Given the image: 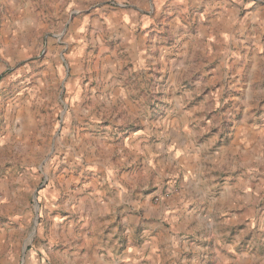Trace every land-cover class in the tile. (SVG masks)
I'll use <instances>...</instances> for the list:
<instances>
[{
    "label": "rangeland",
    "instance_id": "obj_1",
    "mask_svg": "<svg viewBox=\"0 0 264 264\" xmlns=\"http://www.w3.org/2000/svg\"><path fill=\"white\" fill-rule=\"evenodd\" d=\"M180 134L209 166L232 148L246 200L172 210L183 174L143 146ZM117 179L129 246L153 228L172 264L262 262L264 0H0V264H86Z\"/></svg>",
    "mask_w": 264,
    "mask_h": 264
},
{
    "label": "crops",
    "instance_id": "obj_2",
    "mask_svg": "<svg viewBox=\"0 0 264 264\" xmlns=\"http://www.w3.org/2000/svg\"><path fill=\"white\" fill-rule=\"evenodd\" d=\"M180 66L182 67L183 64L181 63ZM181 70L182 68L180 69V71ZM233 84L235 87L242 86L240 83V79H237ZM232 86L230 85V87ZM250 87L251 83L249 82V90L247 89V92L253 91L250 90ZM253 132L255 133L253 134L255 140H257L256 131L254 130ZM250 134L251 133L246 134L245 141L249 142V138L251 136ZM186 140L187 138L184 135L180 134L179 139H175L176 147L174 146L171 148L170 146H166L164 141H162V143L159 142L157 144H153L151 147H149L148 145L143 146V148H146V151L148 152L147 154L150 157L155 156L153 157L152 161H150L149 157L146 156L148 162L145 163L144 167V171L146 173L150 172L152 168L151 165H156L157 159L159 161L162 160L163 162L165 159H167L169 162L175 164V167L178 169L180 174H183L182 180L179 184V192L177 193V196L175 194L176 199L170 201L171 209L175 210L177 208L184 207V205L190 206V204L193 205L195 202L197 204L198 200H202L203 202H205V189L213 191L211 198L216 202L218 200H231V198H235L236 200H246L243 196H241V192L239 189V187L241 186L237 182L231 184L229 181L223 180L222 177L223 169L227 168L224 163L228 161L229 154L232 151V148L231 150L224 149L223 151H221V156L220 154L216 153V155L214 156V161L216 160L217 163L218 161L220 163L217 164V166H209L205 164L206 162L204 163V160H207L206 158L204 160L201 159V156H203L204 154L202 153L204 147L201 146L197 148V150L193 149L194 151L189 150L188 147H185ZM154 146H156V148H154ZM124 159L125 158L117 157L116 166L114 167L118 168V172L123 169L121 167L124 166ZM105 164L102 165L103 170L107 167ZM121 174V177L123 179H129V175L126 172L123 171V173ZM219 176L221 182L219 180ZM113 185L115 186V190L117 191L112 192L110 190L109 194L111 196H107V185L105 186L106 188L102 186V189L99 190L102 199L99 200L98 203V211L101 220V240L98 248L92 253L91 257L86 260V264L174 263L175 259H171L173 257V254L169 255V249H167L166 245H159V243L163 241H161L159 233L153 231V228L152 230H148L147 232H145L146 236H148L149 234H153V236L149 237L151 241L147 240L142 244H134L133 246H129V243H126V238L129 235L125 231L129 232V227H127L128 222H126V218H124V216L127 214L126 209L127 205H129V200H125V195L128 193L129 189L123 183L122 179H117V182L115 181ZM258 188L260 189L259 186ZM103 195L106 199H103ZM225 205H228V201L224 204V206ZM117 207L120 208V215L119 212H117ZM122 210H124V212H122ZM227 214L228 213L226 210L221 212V218L228 226L230 225L231 221L237 218L229 219L226 216ZM199 217L200 213L196 216H192L190 219H188V221H190L192 225L193 223L196 225L197 219ZM233 217H236V215H234ZM191 229L193 233L194 228L191 227ZM190 248L191 247H187V250H190ZM260 264H264V258L262 259V262Z\"/></svg>",
    "mask_w": 264,
    "mask_h": 264
}]
</instances>
